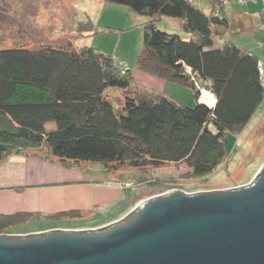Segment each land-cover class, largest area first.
Returning <instances> with one entry per match:
<instances>
[{
	"label": "trees",
	"instance_id": "1",
	"mask_svg": "<svg viewBox=\"0 0 264 264\" xmlns=\"http://www.w3.org/2000/svg\"><path fill=\"white\" fill-rule=\"evenodd\" d=\"M103 1L143 19L134 68L191 89L194 104L139 88L133 66L93 47L0 49V162L42 148L63 164L100 163L108 172L182 162L195 178L211 176L228 156L226 136L241 133L264 98L263 67L232 40L227 0H219L218 9L214 0ZM234 1L264 13V0ZM163 17L180 22L183 34L159 29ZM87 23L77 31L91 32ZM203 91L212 105L201 101ZM36 215H0V234ZM65 215L76 213L49 217Z\"/></svg>",
	"mask_w": 264,
	"mask_h": 264
},
{
	"label": "rangeland",
	"instance_id": "2",
	"mask_svg": "<svg viewBox=\"0 0 264 264\" xmlns=\"http://www.w3.org/2000/svg\"><path fill=\"white\" fill-rule=\"evenodd\" d=\"M214 2L213 8L218 9L219 0ZM231 5L239 9L234 0H231ZM174 20L163 17L157 26L161 30H178L183 34L176 23L178 21ZM87 22H91L93 30L83 33L84 37L77 43L76 39L82 35L77 31L78 27ZM142 22L140 16L128 12L125 7L103 0H0V49H13L26 44L34 47L48 44L62 48L70 45L78 49V45L84 43L112 54L120 63L133 66L135 75L137 70L134 64L142 47ZM262 35L264 30L250 27L246 34H235L234 37L243 48L259 58L264 77V47L257 46ZM133 81L141 89L168 94L177 103L193 105L195 102L193 92L187 87L165 83L158 90L159 86L144 82L139 77H133ZM201 101L212 105L214 98L203 91ZM224 145L228 151L227 158L211 176L205 178L191 176V170L182 162L146 169L121 167L108 172L100 163L63 164L51 156L47 157L42 148H25L23 153H13L10 158L44 161L51 174L46 179L58 180L36 185L35 192L37 188L45 191L42 195L33 193V205L42 198L39 202L43 206L44 202L47 203L50 207L46 209L50 212L69 205L75 209L68 211L76 215L59 218L49 217L51 214L47 212H32L37 215L31 220L10 227L1 234L26 235L42 230L97 228L117 221L143 201L168 192L203 193L250 184L264 165V98L242 132L238 135L228 134ZM62 169L86 180L61 181L63 175L58 170ZM68 175L72 177V174ZM32 187L20 184L17 187H0V191L21 193L32 190Z\"/></svg>",
	"mask_w": 264,
	"mask_h": 264
},
{
	"label": "water",
	"instance_id": "3",
	"mask_svg": "<svg viewBox=\"0 0 264 264\" xmlns=\"http://www.w3.org/2000/svg\"><path fill=\"white\" fill-rule=\"evenodd\" d=\"M0 264H264V165L248 185L168 192L97 228L0 234Z\"/></svg>",
	"mask_w": 264,
	"mask_h": 264
},
{
	"label": "crops",
	"instance_id": "4",
	"mask_svg": "<svg viewBox=\"0 0 264 264\" xmlns=\"http://www.w3.org/2000/svg\"><path fill=\"white\" fill-rule=\"evenodd\" d=\"M231 2V1H230ZM198 4H201L198 2ZM229 0L226 1V6L224 7V11L230 16L231 18V29H230V36L234 43L239 45L240 47L241 44H239L236 40L234 35L235 34H246V31L249 30L250 27L255 28L256 30H263L264 28V13L259 12L258 8L255 7L253 8L252 6H249V8H244V6L238 8L234 7H228ZM204 7L207 6L203 5ZM231 6V5H229ZM209 7V6H207ZM209 10V9H208ZM175 21V20H174ZM178 23L179 29H181V23ZM236 24V25H235ZM84 35H81V38L79 37L76 39L77 43L78 40L82 39ZM88 46L87 44H80L78 45V48L81 47H86ZM257 46L259 47H264V36L262 35V38L258 41ZM243 48V47H242ZM245 49V48H244ZM132 76L133 77H139L142 81L148 82L152 85H157L159 86L157 89L163 85H165V82L161 79H158L156 77L147 75L145 73H142L137 70L136 74H133L132 71ZM10 156H8L6 159L0 162V187H17L18 185L20 186L23 184H28V185H33L32 190H25L24 192H1L0 191V214L1 215H10V214H15L18 212H47V214H53V213H59L62 211H68V209H75L73 206H63L58 208V210H54L50 212V210H47L46 208H49L50 206L47 205V203L44 202V206L42 205L41 199L33 205V193H38L39 195L43 194L45 190L41 188H37L38 191L35 192L36 190V185L38 184H44L48 182H52L47 180L46 178H50V172H49V166L46 164L44 161L40 160H35V159H11ZM69 172V171H68ZM67 170H58L59 174H62V179L61 181H84L86 178L82 176H78V174L75 173H68ZM72 174V177H70L68 174ZM80 175V174H79ZM74 176V177H73ZM52 177V176H51ZM58 180H55L53 182H57ZM25 182V183H24ZM98 188V187H96ZM78 189H82L81 187H78ZM99 189V188H98ZM97 189V190H98ZM32 196V197H31ZM57 209V208H56ZM37 232H43L42 231H37ZM32 233V232H31ZM29 233V234H31Z\"/></svg>",
	"mask_w": 264,
	"mask_h": 264
}]
</instances>
